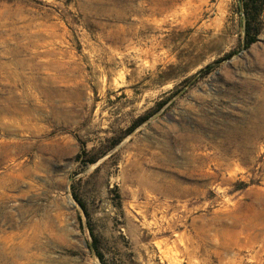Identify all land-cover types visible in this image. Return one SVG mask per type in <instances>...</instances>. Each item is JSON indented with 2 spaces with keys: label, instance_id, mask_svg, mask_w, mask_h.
I'll return each instance as SVG.
<instances>
[{
  "label": "rangeland",
  "instance_id": "rangeland-1",
  "mask_svg": "<svg viewBox=\"0 0 264 264\" xmlns=\"http://www.w3.org/2000/svg\"><path fill=\"white\" fill-rule=\"evenodd\" d=\"M244 5L0 0V264H264Z\"/></svg>",
  "mask_w": 264,
  "mask_h": 264
},
{
  "label": "trees",
  "instance_id": "trees-1",
  "mask_svg": "<svg viewBox=\"0 0 264 264\" xmlns=\"http://www.w3.org/2000/svg\"><path fill=\"white\" fill-rule=\"evenodd\" d=\"M244 2H245L244 15L246 17V33H245V35H246V46H248L255 41V38H256V35L258 32V29H257L256 31H254L252 33V31L249 27L251 19H253V17H258V15H259V10L252 9V5L260 4L262 2V0H244ZM78 204L80 205L84 214L87 215V212H86V209H85L83 203L81 201H78ZM94 248H95V246H94ZM97 255L99 258H101V255L98 252H97Z\"/></svg>",
  "mask_w": 264,
  "mask_h": 264
},
{
  "label": "bare ground",
  "instance_id": "bare-ground-1",
  "mask_svg": "<svg viewBox=\"0 0 264 264\" xmlns=\"http://www.w3.org/2000/svg\"><path fill=\"white\" fill-rule=\"evenodd\" d=\"M173 190V187H168V191H172Z\"/></svg>",
  "mask_w": 264,
  "mask_h": 264
}]
</instances>
